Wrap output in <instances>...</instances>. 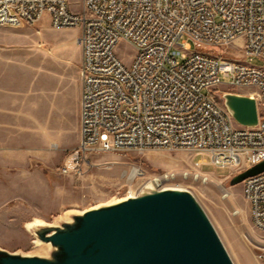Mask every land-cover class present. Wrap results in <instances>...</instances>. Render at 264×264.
I'll return each mask as SVG.
<instances>
[{
	"label": "built area",
	"instance_id": "built-area-1",
	"mask_svg": "<svg viewBox=\"0 0 264 264\" xmlns=\"http://www.w3.org/2000/svg\"><path fill=\"white\" fill-rule=\"evenodd\" d=\"M82 4L77 14L68 0H0V26L33 25L47 16L54 28L81 30V140L64 157L61 175H81L91 154L129 150L203 157L192 170L156 175L160 189L180 187L173 177L209 183L205 164L239 174L264 162V66L253 64L264 63V0ZM123 42L136 50L129 64L118 54ZM225 93L256 99L257 126L236 122ZM243 192L253 226L264 233V171L247 178Z\"/></svg>",
	"mask_w": 264,
	"mask_h": 264
},
{
	"label": "rangeland",
	"instance_id": "rangeland-1",
	"mask_svg": "<svg viewBox=\"0 0 264 264\" xmlns=\"http://www.w3.org/2000/svg\"><path fill=\"white\" fill-rule=\"evenodd\" d=\"M68 2L73 12L82 13V0ZM80 36L79 28L52 27L47 16L33 25L0 26V141L9 156L0 157V248L9 252L43 253L29 223L54 224L71 211L134 196L156 175L192 170L203 159L186 150L103 152L88 156L81 175H61L77 133L72 99L82 83ZM135 53L120 44L125 63ZM253 64L264 66L257 59ZM135 168L139 172L131 176ZM202 170L210 173L209 183L178 178L174 184L196 197L234 264H264V233L252 224L243 183L231 185L238 173L211 164ZM224 188L230 197H223Z\"/></svg>",
	"mask_w": 264,
	"mask_h": 264
},
{
	"label": "water",
	"instance_id": "water-1",
	"mask_svg": "<svg viewBox=\"0 0 264 264\" xmlns=\"http://www.w3.org/2000/svg\"><path fill=\"white\" fill-rule=\"evenodd\" d=\"M239 125L258 124L254 97L225 93ZM264 171V162L241 172L231 185ZM28 231L42 254L0 248V264H234L208 215L187 189L148 181L134 196L71 211L54 224L36 220Z\"/></svg>",
	"mask_w": 264,
	"mask_h": 264
},
{
	"label": "crops",
	"instance_id": "crops-1",
	"mask_svg": "<svg viewBox=\"0 0 264 264\" xmlns=\"http://www.w3.org/2000/svg\"><path fill=\"white\" fill-rule=\"evenodd\" d=\"M81 95H82V83H81V88L79 89V91L77 92V94H75L74 98L72 99V104L75 106V112H74V123H76L77 125V130H76V138L75 141L71 144L72 146H69V151L77 148L79 146L80 140H81V134H80V129H81ZM3 141H0V148H1V152H0V157L1 158H8V148L6 146V144L2 143ZM72 147V148H71Z\"/></svg>",
	"mask_w": 264,
	"mask_h": 264
},
{
	"label": "bare ground",
	"instance_id": "bare-ground-1",
	"mask_svg": "<svg viewBox=\"0 0 264 264\" xmlns=\"http://www.w3.org/2000/svg\"><path fill=\"white\" fill-rule=\"evenodd\" d=\"M134 173H135V171H134ZM178 178H181L183 180H188V178H186V177H173V184L177 182Z\"/></svg>",
	"mask_w": 264,
	"mask_h": 264
}]
</instances>
